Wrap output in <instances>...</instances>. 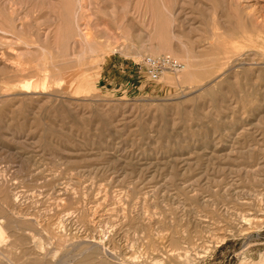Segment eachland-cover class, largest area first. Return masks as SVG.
<instances>
[{"label": "rangeland", "instance_id": "374dc122", "mask_svg": "<svg viewBox=\"0 0 264 264\" xmlns=\"http://www.w3.org/2000/svg\"><path fill=\"white\" fill-rule=\"evenodd\" d=\"M0 264H264V0H0Z\"/></svg>", "mask_w": 264, "mask_h": 264}, {"label": "built area", "instance_id": "2783aa9c", "mask_svg": "<svg viewBox=\"0 0 264 264\" xmlns=\"http://www.w3.org/2000/svg\"><path fill=\"white\" fill-rule=\"evenodd\" d=\"M146 60V71L151 78H155L165 71H178L181 69V63L170 56H156Z\"/></svg>", "mask_w": 264, "mask_h": 264}, {"label": "bare ground", "instance_id": "6f19581e", "mask_svg": "<svg viewBox=\"0 0 264 264\" xmlns=\"http://www.w3.org/2000/svg\"><path fill=\"white\" fill-rule=\"evenodd\" d=\"M3 62V61H2Z\"/></svg>", "mask_w": 264, "mask_h": 264}]
</instances>
